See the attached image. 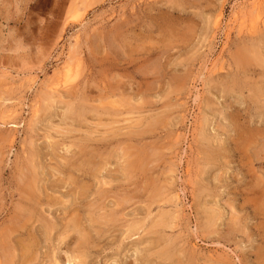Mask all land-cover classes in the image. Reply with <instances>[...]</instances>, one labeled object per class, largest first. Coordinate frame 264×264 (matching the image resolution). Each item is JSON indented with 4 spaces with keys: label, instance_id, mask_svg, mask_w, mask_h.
Here are the masks:
<instances>
[{
    "label": "rangeland",
    "instance_id": "1",
    "mask_svg": "<svg viewBox=\"0 0 264 264\" xmlns=\"http://www.w3.org/2000/svg\"><path fill=\"white\" fill-rule=\"evenodd\" d=\"M254 1L0 0V264H264Z\"/></svg>",
    "mask_w": 264,
    "mask_h": 264
},
{
    "label": "bare ground",
    "instance_id": "2",
    "mask_svg": "<svg viewBox=\"0 0 264 264\" xmlns=\"http://www.w3.org/2000/svg\"><path fill=\"white\" fill-rule=\"evenodd\" d=\"M256 1V0H255ZM254 1V2H255ZM254 2H252L251 3V5L254 7V8H256L255 6H254ZM256 3H257V1H256ZM261 42V41H260ZM259 47V46H258ZM259 54V53H258ZM263 57V56H262ZM262 60V59H261ZM250 61V59L248 58V57H243L242 58V60H241V63H242V65H245L247 62H249ZM256 61V60H255ZM258 62H260V61H258ZM261 63V62H260ZM262 64V63H261ZM68 77H69V73H65V75H64V77L63 78H61V80H60V83H65L67 80H68ZM59 85V84H58ZM63 85V84H62ZM258 90V91H257ZM257 90H255V91H257L256 92V94L254 95V97H255V103H258V102H261L262 100L264 101V98L262 99V97H263V94H262V90L261 91H259V89H257ZM254 91V90H253ZM58 92H59V90H58ZM254 101V100H253ZM84 108V107H83ZM36 110V109H35ZM79 113V112H78ZM83 115V114H82ZM86 116V115H85ZM83 120V119H82ZM256 131V130H255ZM260 132V131H259ZM250 134L249 135H247V136H245V139H243V141H244V144H245V149H246V147L248 146V144H252L253 143V135H254V138H255V134H251L252 132H249ZM254 133V132H253ZM257 134V133H256ZM262 135V134H261ZM260 135V136H261ZM263 145V144H262ZM220 149V148H219ZM247 150V149H246ZM247 155V154H246ZM257 156V155H256ZM248 158H250L251 157V155L250 156H247ZM252 159V158H251ZM252 161V160H251ZM252 163V162H251ZM89 172V171H88ZM255 177V176H254ZM93 178V177H92ZM258 181V180H257ZM253 183V182H252ZM81 191H86V189L84 188V187H82V190ZM246 193H245V195L246 196H250V198H256L255 200L256 201H261V200H264V188L261 186V183H259V181L258 182H255L254 184H250V186H248L247 188H246ZM84 192H82V193H84ZM72 197V196H71ZM261 198V199H260ZM248 201L247 202H249V201H251L250 199H248V198H246ZM252 204H253V202H252ZM262 204L263 203H261V204H257V205H255V203L251 206L252 208H253V210L256 212L257 210H260L261 211V208H262ZM261 207V208H260ZM92 214V213H91ZM214 217H213V222L214 221H216L215 219L218 217V215L217 214H214L213 215ZM208 217V216H207ZM218 219V218H217ZM75 221V220H74ZM74 221H72V225L70 226V227H68L67 228V230L68 229H73L76 225H75V222ZM211 221V220H210ZM209 221V222H210ZM239 221V220H238ZM77 222V221H76ZM211 223H212V221H211ZM215 223V222H214ZM229 223V222H228ZM238 223V222H237ZM213 224V223H212ZM80 225V224H79ZM109 226V225H108ZM51 227H52V225H50V227H48V231H49V229H51ZM66 230V231H67ZM231 230V229H230ZM238 231V230H237ZM162 232V231H161ZM132 236V235H131ZM96 237V236H95ZM98 240V239H97ZM174 241V240H173ZM89 242H88V237H87V235H84V236H81L80 238H79V242H78V244H77V248H76V250L79 252V254H77V255H74V257L72 258V260L74 259V260H76V261H78L80 264H88L87 263V258L89 257V254H88V244ZM34 245H30V246H24L25 247V251H24V253H23V255L24 256H22L23 258H22V264H26V262H29L34 256H33V247ZM167 246H170V245H168L167 244ZM23 247V248H24ZM37 247V246H36ZM171 247V246H170ZM169 248V247H168ZM145 249V247L143 248V250ZM174 249V248H173ZM35 250V249H34ZM172 250V249H171ZM171 250H170V252H171ZM35 252V251H34ZM77 252V253H78ZM169 252V251H168ZM174 252H175V250H174ZM177 252V251H176ZM160 254V257H162V258H164V259H171L172 260V256H169L170 254L169 253H167V252H160L159 253ZM180 255H181V257L179 258V260H177L178 261V263L177 264H184V260H183V258H185V254L183 253V252H181L180 253ZM31 256V257H30ZM70 256V255H69ZM190 257V256H189ZM188 257V258H189ZM54 259V258H53ZM170 261V260H169ZM173 261H174V259H173ZM77 263V262H76ZM171 263V262H170ZM56 264H59V262H56ZM68 264H71V262L69 261L68 262Z\"/></svg>",
    "mask_w": 264,
    "mask_h": 264
}]
</instances>
